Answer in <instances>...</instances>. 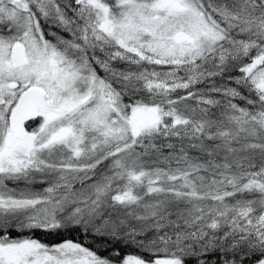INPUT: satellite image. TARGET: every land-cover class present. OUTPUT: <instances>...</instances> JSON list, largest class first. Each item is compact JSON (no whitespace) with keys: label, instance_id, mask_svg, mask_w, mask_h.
I'll list each match as a JSON object with an SVG mask.
<instances>
[{"label":"snow or ice","instance_id":"6c2138e0","mask_svg":"<svg viewBox=\"0 0 264 264\" xmlns=\"http://www.w3.org/2000/svg\"><path fill=\"white\" fill-rule=\"evenodd\" d=\"M0 264H264V0H0Z\"/></svg>","mask_w":264,"mask_h":264},{"label":"trees","instance_id":"16d2710c","mask_svg":"<svg viewBox=\"0 0 264 264\" xmlns=\"http://www.w3.org/2000/svg\"><path fill=\"white\" fill-rule=\"evenodd\" d=\"M42 239H48L50 242H55V240H58V239H60L59 237H55V238H53V237H47V238H45V237H41Z\"/></svg>","mask_w":264,"mask_h":264}]
</instances>
